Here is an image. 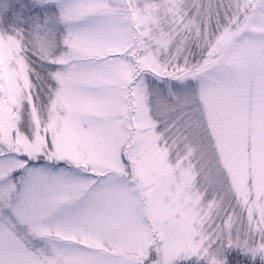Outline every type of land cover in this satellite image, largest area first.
Segmentation results:
<instances>
[{
  "label": "snow or ice",
  "instance_id": "snow-or-ice-1",
  "mask_svg": "<svg viewBox=\"0 0 264 264\" xmlns=\"http://www.w3.org/2000/svg\"><path fill=\"white\" fill-rule=\"evenodd\" d=\"M0 264H264V0H0Z\"/></svg>",
  "mask_w": 264,
  "mask_h": 264
}]
</instances>
